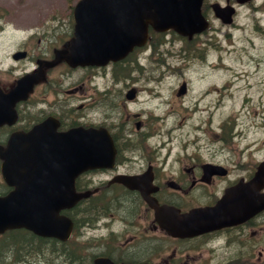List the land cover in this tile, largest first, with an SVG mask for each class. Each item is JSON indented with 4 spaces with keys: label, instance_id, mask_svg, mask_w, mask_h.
I'll list each match as a JSON object with an SVG mask.
<instances>
[{
    "label": "flooded vegetation",
    "instance_id": "1",
    "mask_svg": "<svg viewBox=\"0 0 264 264\" xmlns=\"http://www.w3.org/2000/svg\"><path fill=\"white\" fill-rule=\"evenodd\" d=\"M81 1L0 0V147H6L12 136L30 130L36 124H41L44 136L50 138L79 125L105 127L108 117L112 119L113 114L123 112L126 116L125 132L120 137L117 125L108 124L115 149L111 164L88 168L77 176L75 186L78 191L89 190L90 194L84 201L85 224L94 228L95 220L105 219L100 225L105 224L104 227L108 228L100 233V238L86 236L85 247H95L100 240L103 241L98 254L108 257L114 264H204L189 248L179 246V242H188L190 238L173 236L162 228L155 220L154 208L144 201L142 192L123 185L119 175L141 176L143 184L148 187L147 193L159 205L183 211L213 204L231 182L227 173H215L214 166L222 165L226 167L225 172H229L228 166L217 157V153L206 154V157L190 154L188 163L170 164L167 162L169 153H149L137 143L139 138L147 135L140 129L149 127V122H143L144 114L140 119L137 109H145L138 105V86L143 84L121 82L123 74L129 77L133 69L126 68L123 72L120 67H111L109 81L99 84L88 79L87 88L84 81L75 82L76 70L84 71L92 79L99 74L105 75L107 70L106 66L74 67L66 60L74 38L76 10L93 14L90 2L77 6ZM229 3L230 0H225L222 4ZM117 8L121 20L125 17L132 24L135 19L149 30L145 45L133 47L127 57H137L148 48L153 53L154 43L163 34L178 35L173 29H154L149 20V9L140 5L138 0H118ZM201 34L187 38L195 41ZM187 38L180 37L181 40ZM213 70L207 66V72L199 74V79L206 77L210 83L198 88L195 99H186L191 106L199 107L207 100L204 106L211 107L218 102L214 92L217 81L213 82L210 72ZM191 84L190 80L180 84L184 88L181 95L187 93ZM103 85L107 86L102 88ZM131 89L135 94L129 99L127 93ZM209 111L212 116L211 108ZM147 114L148 118V111ZM225 134L220 138L222 143L229 144L230 138ZM9 188L0 175V194ZM114 218L121 223L118 230L111 227ZM245 222L256 225V219ZM227 229L224 227L206 234H219ZM150 233L161 234L168 241L162 247H156V236ZM138 234L146 235L141 238V242H145H134ZM195 242L198 247L199 239ZM201 242L200 239V245ZM93 259L84 263L93 264Z\"/></svg>",
    "mask_w": 264,
    "mask_h": 264
},
{
    "label": "rangeland",
    "instance_id": "2",
    "mask_svg": "<svg viewBox=\"0 0 264 264\" xmlns=\"http://www.w3.org/2000/svg\"><path fill=\"white\" fill-rule=\"evenodd\" d=\"M206 1L212 2L213 0ZM216 1L224 2V0ZM258 8H260V11L254 12V10ZM238 9L239 10L237 11V14L234 18L235 24L233 23L232 25L228 26L222 25L218 20L213 21L211 27L212 25L218 27L216 35H214L212 38L206 33L203 34L200 39H206L207 45H209L208 52L204 56L208 58L207 65L213 66L216 69H214L211 74L213 82L218 81L219 84H224V82L232 79L230 81L231 85H228V82H226V86L219 85V115L226 116L231 114L233 116H237L238 114H242L246 117L247 123H244L243 120H238L235 130L240 128L243 131L244 137L242 139V144H244L246 140L250 139V141H256L257 138H259L256 143L251 145V150L255 152L256 150L254 148L256 146L264 145V0H255V3L253 2V4L242 3L239 5ZM206 13L210 18L212 17L210 9H208ZM168 37L170 41L166 40L165 47L162 49L161 55L159 53H146L144 56L143 62L147 64L145 68L152 67L153 69L160 71V74H154L155 78H158L159 80L154 79L147 84L150 86L149 88L152 87L154 90L148 91L149 93L142 91V95L140 97V99H150L153 102L152 105H159V112L162 111V113H164L166 110L172 111V117L170 118V121H168V126L163 127V129H172L170 132L172 138L167 139V141H169L168 143L166 142L165 146L161 150V153L167 154V152H169L168 163L170 164H177V162L188 163L189 161L187 157L190 156L188 153L193 154V152L190 150L196 149L195 146L193 147V144H190V141H193V143L198 146V152L202 157H206V154L210 153H217L218 157L219 152L215 151L216 144L209 135V129L212 131V126L215 124V122H213L214 124H211L213 119L209 121V125L207 122H205L203 130L199 125L201 131H198V133L194 136L192 129L196 128L194 127L196 125H194L193 122L191 123L189 119H184L180 125L178 124L179 120L181 119V113H183V111H179L182 105L180 99L178 100V97L173 94L174 91L170 90L171 88L174 89L175 86H178L182 80H190L192 82V88L185 95V98L190 100L195 99L198 88L202 85L210 83L206 80V77L199 79L201 76L199 74H205L207 72L206 63H203L202 61L204 60V56L202 59L194 56L193 52H195V49L190 47L188 50L192 56L189 57L190 54L180 50L181 42L177 41L174 35L170 34ZM199 49L200 48L197 46V50ZM167 50L168 52L165 53ZM183 56L185 59L181 60L180 58H183ZM181 67H184L182 71ZM215 72L218 73V76L215 75ZM233 74H238V87H235V85L232 83L233 79H235ZM109 75L110 71L107 72L108 77ZM87 76L88 75L84 71L76 70L74 73L75 82L84 81V86L87 88L89 87L88 79H92L91 77ZM130 76V79L125 81L121 80V82L134 81L136 84L145 82L144 77L141 78L137 71H131ZM223 76L224 79H221ZM243 76L244 80L242 81L240 78ZM93 80L99 84H102L104 82V75L99 74L95 76ZM106 86L107 85H103L102 88H105ZM156 90H159L162 94H165L164 103L160 102L161 99L159 97H155L154 99L151 98V95H153ZM226 91H233V97L235 98L233 101L234 105H230L228 102L224 103V98H221V94L226 93ZM241 98L243 101H240ZM207 102L208 101L205 100L203 106L207 104ZM235 102L237 103L235 104ZM204 107L206 110H204L203 114L201 115L205 116V120L203 121H206V118L209 115V110H207L208 107ZM214 108L215 107L212 105V111ZM213 116L216 117L214 119H218L216 113L213 114ZM156 125L158 128L160 127L159 118H157ZM186 130H189L191 133L187 135ZM193 136L194 139H192ZM163 137L167 138V133ZM241 137L242 136H237L236 139H241ZM164 141L166 140L163 138L155 139L157 144H161V142L164 143ZM239 142L240 140H232V142H228L229 144L223 143L225 146L224 151L227 153L226 157L222 158L223 154L221 156L224 163L229 164L230 161L233 160L236 161V164L238 165V161L240 159V153H238L240 150ZM140 145L146 147L147 152L155 153V151L152 150H155V148H152L149 137L145 138L143 142H140ZM233 151L235 153H233ZM244 151L245 155H241V158L243 157L244 162L250 163L249 167H251L254 164L255 159L251 157V153L249 152L250 150ZM177 152L180 154L178 155ZM253 154L254 158L263 157L264 146L261 150L256 151ZM249 167H245L241 170L236 169L234 170L233 174H239L241 171L245 173V170ZM256 237H258V235ZM155 238L157 243L161 244L160 247H162V245L168 241L167 239H163L160 234ZM179 246L189 248L190 251L195 249L194 242H179ZM260 250L261 245H256L254 247V255L251 257L252 262L258 263L259 261H263L264 250L261 252ZM231 252H233V247L224 248L223 252L221 253L222 256L226 255V264H234L227 256V253ZM45 258L49 259L44 255H40L39 257L31 255L27 257L26 260L21 264H40V261L44 262ZM49 264L61 263L59 261L50 260Z\"/></svg>",
    "mask_w": 264,
    "mask_h": 264
},
{
    "label": "water",
    "instance_id": "3",
    "mask_svg": "<svg viewBox=\"0 0 264 264\" xmlns=\"http://www.w3.org/2000/svg\"><path fill=\"white\" fill-rule=\"evenodd\" d=\"M116 0H103V5L99 3L97 12L100 13L96 17V23L90 25L87 32V40L93 42L97 47H100L104 53L108 50H114L116 44L121 43V28L115 21L116 14L113 12V4ZM201 0H185L182 3L181 9L179 6H174L173 3L167 1L165 7L162 8L161 19L166 21L167 26L173 25L177 29H183L185 32L199 31L205 25L202 16L199 12ZM169 8V10H168ZM180 17H178V16ZM84 17H80L83 19ZM83 26H78V35L83 38ZM87 28V27H86ZM83 41L79 40L75 47V56L73 61L75 63H83L84 61V48ZM35 130L27 136V139H35ZM76 132V131H75ZM67 138V133L64 134ZM73 150L71 154V166L69 168V196H62L58 190L62 186H58L57 190L50 187L44 179H51L52 175L58 170V153L57 150H52L49 159L45 162L37 159V152L33 149L30 158V167L28 172H16L13 175L14 168L12 164L5 161L2 165L3 175L5 179L14 185L9 193L0 196V232L10 227L24 226L33 230L40 235H53L64 239L71 228L70 220L58 214V210L62 206L71 205L84 193H72L73 189V175L84 169L86 164L95 160L96 157L92 154L83 141H79L76 137L69 135ZM46 151V149L42 150ZM21 151L17 153L19 156ZM42 154L41 152H39ZM3 158L5 154L1 153ZM29 160L27 159V164ZM23 167L22 169H24ZM21 169V170H22ZM264 175V163L259 166V171ZM13 176V179L10 177ZM48 189V191H46ZM255 208L251 210L253 213ZM213 212H211V216ZM189 233H196L199 227L194 225L190 226Z\"/></svg>",
    "mask_w": 264,
    "mask_h": 264
},
{
    "label": "trees",
    "instance_id": "4",
    "mask_svg": "<svg viewBox=\"0 0 264 264\" xmlns=\"http://www.w3.org/2000/svg\"><path fill=\"white\" fill-rule=\"evenodd\" d=\"M67 243L68 241L61 243L55 239H44L24 229H11L0 237V264H15L17 260L16 264H19L25 256L46 250L54 256L56 252H61L67 258ZM58 244L64 246L60 247Z\"/></svg>",
    "mask_w": 264,
    "mask_h": 264
},
{
    "label": "bare ground",
    "instance_id": "5",
    "mask_svg": "<svg viewBox=\"0 0 264 264\" xmlns=\"http://www.w3.org/2000/svg\"><path fill=\"white\" fill-rule=\"evenodd\" d=\"M81 264H88V263H81Z\"/></svg>",
    "mask_w": 264,
    "mask_h": 264
}]
</instances>
